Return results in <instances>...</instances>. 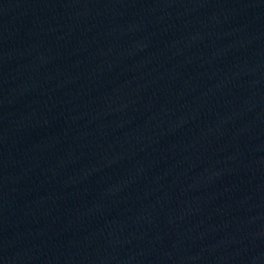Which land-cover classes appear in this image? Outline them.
I'll use <instances>...</instances> for the list:
<instances>
[{
  "label": "water",
  "instance_id": "obj_1",
  "mask_svg": "<svg viewBox=\"0 0 264 264\" xmlns=\"http://www.w3.org/2000/svg\"><path fill=\"white\" fill-rule=\"evenodd\" d=\"M264 224V0H0V264H217Z\"/></svg>",
  "mask_w": 264,
  "mask_h": 264
}]
</instances>
